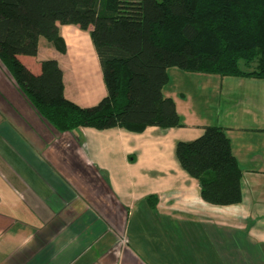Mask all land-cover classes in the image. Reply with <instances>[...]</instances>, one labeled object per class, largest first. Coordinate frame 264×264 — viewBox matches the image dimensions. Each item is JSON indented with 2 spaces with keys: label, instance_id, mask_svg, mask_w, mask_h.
<instances>
[{
  "label": "crops",
  "instance_id": "crops-1",
  "mask_svg": "<svg viewBox=\"0 0 264 264\" xmlns=\"http://www.w3.org/2000/svg\"><path fill=\"white\" fill-rule=\"evenodd\" d=\"M40 42L37 55H19L36 74L49 58ZM66 45L65 53L51 47L64 94L94 105L105 95L97 53L87 51L84 66L96 77L87 83ZM193 80L209 86L202 105L166 90L170 76L163 87L182 126L59 132L0 64V264H264V79ZM205 125L230 139L242 171L238 203L206 202L176 157L177 142Z\"/></svg>",
  "mask_w": 264,
  "mask_h": 264
},
{
  "label": "trees",
  "instance_id": "trees-1",
  "mask_svg": "<svg viewBox=\"0 0 264 264\" xmlns=\"http://www.w3.org/2000/svg\"><path fill=\"white\" fill-rule=\"evenodd\" d=\"M59 24L89 30L107 90L94 105L65 96L55 58L37 74L19 59L37 55L40 38L65 53ZM0 62L59 132L178 127L176 104L163 93L169 68L264 79V0H0ZM175 152L206 202L242 200V171L223 127L205 125Z\"/></svg>",
  "mask_w": 264,
  "mask_h": 264
},
{
  "label": "rangeland",
  "instance_id": "rangeland-1",
  "mask_svg": "<svg viewBox=\"0 0 264 264\" xmlns=\"http://www.w3.org/2000/svg\"><path fill=\"white\" fill-rule=\"evenodd\" d=\"M66 29H72V30L66 31ZM59 31L62 34V36H65L66 42L69 46V56H67L69 62L70 61H71V63L79 62L80 64H77L76 66H74V67H77V70H78L77 72L81 73L82 76L85 77V79H87V81H88L87 83H94V81L96 80V77H94L92 75L91 76L88 75L86 68L84 66L85 60H86L85 58L87 56V51H90L92 49L94 51V53L96 52V49H95V46L92 42L89 30L81 29L78 25H75V24H63V25H61ZM51 47H53V45L48 40H46L45 38H41L40 56L45 57V58H47V57L51 58L52 56H54V55H52L53 50ZM53 49H55V47H53ZM55 51H57V50H55ZM0 64L2 65L1 62H0ZM2 67H4V66L2 65ZM66 67H67V69L68 68L71 69V65H69V67H68V65L66 64ZM176 71H179V72H176ZM168 73L170 76V81L167 83L166 90L168 89L169 91L175 92L176 94H178L180 91L183 90L184 92H186V94L188 93L189 96H192L195 102L198 101L201 104L203 101H205L204 100L206 97L205 95L207 94V91L209 90L208 89L209 86L206 84H202L201 82L197 83V81H194L193 78H194V75L199 74V75L207 76L208 74L202 73V72H186V71L181 70V69L176 68V67H172V68L168 69ZM178 73H185L182 75H187L185 77H191V78L190 79L188 78L185 81L182 78L180 79L179 75H181V74H178ZM69 75L70 74L67 73V76L69 77V80H68L69 83H67L69 86H67V87H68V90L70 91V89L71 90L73 89L72 88L73 84L71 83V78ZM101 75H102V70H101ZM214 75L220 76L218 74H214ZM224 77H227L228 79L233 78V76H224ZM100 78H101L100 79L101 85H102L104 92H105L104 94H106L107 90H106V86H105V83L103 80V76H100ZM82 96L83 95H80V96L76 95V97H75V100L77 102H80V104L86 102L83 100ZM103 96L104 95H102V97ZM202 109L203 108L201 107L200 110H202Z\"/></svg>",
  "mask_w": 264,
  "mask_h": 264
}]
</instances>
